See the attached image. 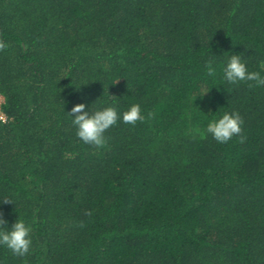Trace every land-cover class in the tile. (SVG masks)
I'll return each instance as SVG.
<instances>
[{"label":"trees","instance_id":"1","mask_svg":"<svg viewBox=\"0 0 264 264\" xmlns=\"http://www.w3.org/2000/svg\"><path fill=\"white\" fill-rule=\"evenodd\" d=\"M0 40V214L33 226L0 264H264V87L221 82L264 75V0H0ZM110 95L154 116L82 143L67 112ZM221 110L241 135L195 134Z\"/></svg>","mask_w":264,"mask_h":264},{"label":"clouds","instance_id":"2","mask_svg":"<svg viewBox=\"0 0 264 264\" xmlns=\"http://www.w3.org/2000/svg\"><path fill=\"white\" fill-rule=\"evenodd\" d=\"M7 47V43L0 40V50ZM216 57V55H212L205 61L207 75L213 79L217 76ZM221 82L230 86L240 82H252L249 83V87L259 88L264 87V75L261 74V71H250L242 53L231 54L226 61L222 62ZM207 91H204L203 94ZM111 97L114 96L110 95L108 101L101 102V105L94 110L80 102L73 105L70 112H67L68 116L72 118L71 123L76 130V136L82 143L95 146L98 149L103 148L106 143L105 132L116 125L118 121L135 125L138 121L143 122L146 118L154 116V113L149 111L146 117L142 113L141 104L136 102L130 103L126 110L118 111L116 100ZM204 118L207 120L206 126L203 129L195 130V134L200 137L210 135L217 143L226 144L233 137L242 133L244 120L236 110L231 112L221 110L219 114ZM12 201L11 198L6 199V202ZM87 214L91 215V212ZM7 223V220L0 214V247L11 250L13 256L17 257L30 254L33 226L27 223L22 214L15 219L10 228L4 227Z\"/></svg>","mask_w":264,"mask_h":264},{"label":"built area","instance_id":"3","mask_svg":"<svg viewBox=\"0 0 264 264\" xmlns=\"http://www.w3.org/2000/svg\"><path fill=\"white\" fill-rule=\"evenodd\" d=\"M0 116L2 117V114L0 113Z\"/></svg>","mask_w":264,"mask_h":264},{"label":"rangeland","instance_id":"4","mask_svg":"<svg viewBox=\"0 0 264 264\" xmlns=\"http://www.w3.org/2000/svg\"><path fill=\"white\" fill-rule=\"evenodd\" d=\"M1 99V98H0Z\"/></svg>","mask_w":264,"mask_h":264}]
</instances>
